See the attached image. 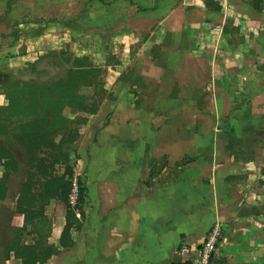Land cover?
Instances as JSON below:
<instances>
[{
    "label": "crops",
    "instance_id": "0c3cea01",
    "mask_svg": "<svg viewBox=\"0 0 264 264\" xmlns=\"http://www.w3.org/2000/svg\"><path fill=\"white\" fill-rule=\"evenodd\" d=\"M160 1L166 9L154 41L121 50L139 56L157 45L172 56L151 59L158 67L149 73L132 71L127 96L146 105L128 106L126 125L117 121L118 91L112 128L119 135L105 142L99 134L104 150L92 157L98 168L76 205L78 229L62 248L64 208L55 238L45 242L57 253L43 264L194 262L215 227L216 261L264 264V0ZM154 99H163L160 106ZM16 216L0 264H22L13 246L38 241L34 226ZM182 244L191 247L186 257L177 253Z\"/></svg>",
    "mask_w": 264,
    "mask_h": 264
},
{
    "label": "rangeland",
    "instance_id": "374dc122",
    "mask_svg": "<svg viewBox=\"0 0 264 264\" xmlns=\"http://www.w3.org/2000/svg\"><path fill=\"white\" fill-rule=\"evenodd\" d=\"M160 2L0 0V107L7 104L3 95H17L35 106L38 118L35 121L34 115L21 117V123L34 122V129H38L33 131L45 129L52 133L40 140L36 149L27 155L11 139L12 128L17 126L16 119L10 117L6 122L5 115L0 116V126L4 127L6 134L0 136V140L10 146L16 165L15 171L7 176L6 191L0 199L1 246L10 245L13 230L20 222L16 216L20 215L16 213V202L21 191L26 192L24 198L32 207V210H27L28 217L33 219L34 213L33 221L41 236L47 235L53 240L64 217L63 202L69 203L76 186V205L79 204L84 197L89 171L98 168L92 157L104 150L97 145V140L101 138L99 134L104 133L102 141L105 142L110 140V136L117 138L119 135L118 128H112L118 91L121 92L118 123H128V106L136 103L137 107H145L143 99L127 96L128 86L134 84L132 71L136 75L149 73L158 67L153 66V59L172 55L168 51H160L157 45H149L139 56H135L134 51L126 49L124 52L121 48L130 43L136 47L147 38L154 41L159 15L166 9ZM152 11L155 16L145 14ZM165 41L170 42L168 39ZM21 56L24 57L20 60L22 66L15 68L19 63L17 58ZM132 59L137 60L133 62ZM79 68H83L81 72ZM77 70L80 74H75L79 73ZM136 84L141 86L144 83L140 81ZM9 86L11 89L7 90ZM19 89L21 94H18ZM74 93L78 97L75 101L82 107L79 110L68 106L69 100L74 99ZM154 100L153 103L157 102L160 106L163 99ZM91 110L95 112L91 113ZM157 112L152 115L159 117L160 110ZM56 113L65 122L56 124ZM151 121L158 126L163 119L152 118ZM26 128L30 130L33 127L29 125ZM40 160L44 167H50L48 171L52 177H67V195L43 200V185L47 180L40 177L35 169ZM166 164L163 162L159 166ZM170 170L172 168L166 171L169 175ZM3 174V166L0 165V178ZM76 205H70L71 208L76 207L72 211L74 215L79 213V206ZM43 218L55 225L54 232L53 226L49 228L41 222ZM3 223L10 224L11 229L7 231ZM217 243L208 264L216 260ZM219 264L223 262L219 261Z\"/></svg>",
    "mask_w": 264,
    "mask_h": 264
},
{
    "label": "trees",
    "instance_id": "16d2710c",
    "mask_svg": "<svg viewBox=\"0 0 264 264\" xmlns=\"http://www.w3.org/2000/svg\"><path fill=\"white\" fill-rule=\"evenodd\" d=\"M83 69V68H82ZM79 68L80 72L82 70ZM77 72H79L77 70ZM75 73V74H80ZM17 86V83L15 84ZM29 86L28 84H23V86ZM7 90L11 89V86H9ZM18 94H21V90H18ZM5 98L7 104L6 106L0 107V116L5 115L6 122L10 120V117L15 118L17 122V126L15 128H12V135L11 139L13 142H15L17 145H20L23 149L24 152L28 155L32 151H34L40 140H44L45 138L49 137L52 133L50 131H47L45 129H39L37 131L34 129L35 127L33 126L32 123L30 122L28 124H22L21 123V117L22 118H29L31 115H34L35 121L38 119L37 115L35 113V106L31 102H28L24 100L23 98L18 97L17 95L12 96L9 94L3 95ZM21 100H20V99ZM77 95L74 93V99L69 100L68 106L71 108H75L79 110L81 105H78L77 102L75 101L77 99ZM91 113H94L95 110H91ZM54 120L57 123L65 122L61 115L59 113L55 114ZM31 125L33 128L32 129H27L26 127ZM5 131L4 127L0 126V136H4ZM52 147H54V144H50ZM9 145L5 144L3 141L0 140V165L3 166L4 174L0 178V199L2 195L5 194V183L7 180V176L9 173L15 171L16 165L14 158L11 155ZM34 159H32L33 161ZM40 162V164H38ZM38 163L35 161L36 167L35 169L37 170V173L40 175V177L45 178L47 181L45 185H43V200H50V199H55L59 198L62 195H67L68 193V188L69 184L67 183V177L64 175L63 177L60 178H55L52 177L50 172L48 171L50 167H44L42 163V160H40ZM67 173H70V170L67 169ZM83 191V190H82ZM84 192V191H83ZM81 193V191H80ZM79 193V194H80ZM26 195V192L21 191V195L16 202V213L20 214L24 217V223L30 224L34 226V230L36 234L38 235V241L35 243L34 246H24L20 245L19 243L16 244V246H13V250L15 251V254L17 255L18 258L22 260V264H43L46 262L50 256L54 255L57 253V251L52 247V246H46V238L48 237L47 235L41 236L40 230L36 228L35 223H34V213L32 214L33 219L31 217L29 218L27 214V210H32V207H30L29 201L24 198ZM3 198V197H2ZM82 201H80L79 204H81ZM65 208H66V216H65V226L62 230L60 240H59V245L62 248L68 247L70 245V231L72 229H78V222L75 219V215L73 214L71 210V206L68 203V201L63 202ZM77 204V205H79ZM23 207V208H22ZM46 219L43 218L41 222L45 225ZM43 242V243H42ZM42 243V244H41ZM17 248V249H15ZM213 264H219L218 261L214 260L212 262Z\"/></svg>",
    "mask_w": 264,
    "mask_h": 264
},
{
    "label": "built area",
    "instance_id": "2783aa9c",
    "mask_svg": "<svg viewBox=\"0 0 264 264\" xmlns=\"http://www.w3.org/2000/svg\"><path fill=\"white\" fill-rule=\"evenodd\" d=\"M71 193L72 194L69 197L70 198L69 204L76 205L77 195H78L76 186L74 187ZM218 238H220V230L219 228L215 227L210 231L209 236L207 237L205 243L203 244L202 249L199 252V256L196 261L194 262L183 261L177 264H208L209 259L211 258V255L214 252V249H215L214 247L218 241L217 240ZM190 251H191L190 246L186 244H182L179 246L177 253L180 257H186L190 254Z\"/></svg>",
    "mask_w": 264,
    "mask_h": 264
}]
</instances>
